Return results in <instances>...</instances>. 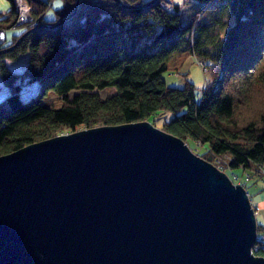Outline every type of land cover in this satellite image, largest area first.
<instances>
[{"label":"trees","instance_id":"obj_1","mask_svg":"<svg viewBox=\"0 0 264 264\" xmlns=\"http://www.w3.org/2000/svg\"><path fill=\"white\" fill-rule=\"evenodd\" d=\"M14 1L0 26L14 21ZM25 1L39 24H55L74 6L73 0L56 6L54 0ZM161 1L125 8L116 0H80L57 26L28 31L0 53V79L7 88L0 100V156L76 126L148 120L199 141L205 149L200 157L208 162L225 153L231 168L264 163V111L238 119L246 91L264 83V0H193L192 28L177 3L166 7ZM49 8L53 18L45 19ZM228 16L231 23H225ZM183 50L211 61L199 93L188 80L171 86L162 77L171 70V57ZM20 55L27 61L16 71L6 59ZM32 81L38 91L22 98L20 89ZM49 86L60 98L58 106L46 100ZM107 87L114 90L105 97L96 91Z\"/></svg>","mask_w":264,"mask_h":264},{"label":"water","instance_id":"obj_2","mask_svg":"<svg viewBox=\"0 0 264 264\" xmlns=\"http://www.w3.org/2000/svg\"><path fill=\"white\" fill-rule=\"evenodd\" d=\"M255 228L244 189L148 120L0 156V264H264Z\"/></svg>","mask_w":264,"mask_h":264},{"label":"rangeland","instance_id":"obj_3","mask_svg":"<svg viewBox=\"0 0 264 264\" xmlns=\"http://www.w3.org/2000/svg\"><path fill=\"white\" fill-rule=\"evenodd\" d=\"M16 1L17 2L14 1L15 11H16V17L14 21L7 27L0 26V29L4 30V37L3 38L0 37V46L1 45L4 46L6 43H8L12 39V37L16 34H18V36H16L14 42L20 36L24 37V35L28 31L37 29L41 27L42 24H45V23H40V24L37 23V20L34 19V17L31 14V6L29 3L27 4L25 0H16ZM116 1L125 8H134L128 6H133V5L139 7L145 6L146 2H150L151 0H144L143 2L141 1V2H132V3H126L123 2V0H120V2L118 0ZM155 1L156 0L148 4H151ZM59 2H60L59 0H54L53 6L58 5ZM79 2L80 0H73L70 3V4H74V6L72 10L69 13H67L69 14V17L77 10ZM161 2L166 7H172L173 3H177L179 5V10L182 11V20L190 21L191 28L193 25L195 26L194 23L195 19L193 18L192 15L193 14L192 9L194 8V5L192 7V3H194L193 0H162ZM9 7H10L9 0H3V4H0V16H2ZM64 16H62L61 18H63ZM204 17L205 16H203V18ZM44 18L45 19L53 18L52 8L46 10ZM61 18H59L57 21H59ZM23 19L27 21H24ZM225 20H226L225 23H231L233 21V18L232 16H228L225 17ZM191 28H190V33L192 32ZM191 37H192V33H191ZM20 40L18 41V43L20 42ZM14 42H12L11 44H13ZM9 45H6L4 47H7ZM15 46H13L12 48H14ZM4 47H0V48H4ZM26 61H27L26 55H20L14 60L6 59L7 65L11 66L12 69L16 71L21 70L24 67ZM170 64H171V70L162 73V77L167 85L182 86L184 84V81L188 80L193 84V87L195 88L196 91H198V93L201 91L204 82L207 81V78L209 76L211 61L205 60V58L203 59L199 58L194 53H192V51L188 52L186 50H183L175 53L171 57ZM47 88H48V95L46 97V100L52 105L58 106L61 103L60 98L50 90L51 88L50 86ZM6 89H7L6 86L4 85L3 81H1L0 79V100L6 94L7 92ZM38 89H39L38 82L36 81L27 82V83L25 82L19 91V95L22 98H27L35 94L38 91ZM113 90H114L113 87H107L103 89H97L96 91L101 97H105L109 95ZM72 93L73 92H70V94ZM245 95H247L245 100H241V104H240L241 113L238 117L240 121L245 119L247 116L249 117L257 116L259 112L264 111V83L253 85L252 87H250L249 91L248 90L246 91ZM161 119H162V115H159L157 120H161ZM156 127L159 128L158 126ZM82 129L85 128H82V126H76L72 130L77 131ZM72 130H63V133H70L72 132ZM182 140L188 146L189 150L192 153H194L195 156L204 160L202 157H200V155H202L201 152L204 151L205 149L199 141L191 140V139H182ZM229 160L230 158L228 157V155H225V153H223V155H217L216 157H213L211 159V162H208L206 160L204 161L211 164L214 168L217 169V171L223 173L229 179L232 185H239L246 192L248 202L253 211L255 226H256L255 239L250 247V254L253 257L264 258V173L261 174L258 171V167L260 165H263L264 163L252 165L247 168L246 167L231 168L228 166ZM258 225H261L262 227L260 226L261 228H258Z\"/></svg>","mask_w":264,"mask_h":264},{"label":"built area","instance_id":"obj_4","mask_svg":"<svg viewBox=\"0 0 264 264\" xmlns=\"http://www.w3.org/2000/svg\"><path fill=\"white\" fill-rule=\"evenodd\" d=\"M15 2H17L16 0H15ZM24 20V19H23ZM24 21H27V20H24ZM0 37H4V30L3 29H0ZM257 168V167H256ZM258 171L262 174V173H264V164L263 165H260L259 167H258ZM259 173V174H260Z\"/></svg>","mask_w":264,"mask_h":264},{"label":"snow or ice","instance_id":"obj_5","mask_svg":"<svg viewBox=\"0 0 264 264\" xmlns=\"http://www.w3.org/2000/svg\"><path fill=\"white\" fill-rule=\"evenodd\" d=\"M0 4H3V0H0Z\"/></svg>","mask_w":264,"mask_h":264}]
</instances>
